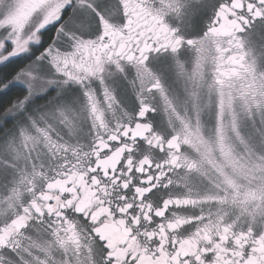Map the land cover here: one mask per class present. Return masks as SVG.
<instances>
[{
  "label": "flooded vegetation",
  "instance_id": "flooded-vegetation-1",
  "mask_svg": "<svg viewBox=\"0 0 264 264\" xmlns=\"http://www.w3.org/2000/svg\"><path fill=\"white\" fill-rule=\"evenodd\" d=\"M101 2L112 10L111 22L124 29L106 43L111 42L128 71L119 73L103 52L91 53L102 57L105 71L85 84L97 94L104 122L94 124L92 115L89 131L84 135L83 126L79 127L73 147L52 149L38 171L39 179L27 187L22 198L19 196L15 208L0 223L2 229L12 226L9 218L27 220L26 226L15 234L23 257L19 264H106L103 238L116 247L121 261L126 260L127 264H133L134 259L135 264H264V227L231 216L213 215L199 203L194 190L199 178V141L185 127L177 126L179 108L199 100L200 95L230 96L233 88L245 86L257 53L262 51L264 57V5L260 0ZM125 4L127 8L122 7ZM249 5H254L260 15L251 11ZM145 45L147 64L161 88L155 87L154 80L141 85L135 65H129L126 57L119 55L122 48L137 54ZM84 59L90 61V53L85 52ZM196 62L199 70L193 73ZM17 66L20 65L12 68ZM181 68L186 70L184 76ZM110 75L131 77L123 90L111 85L116 97L113 108L107 107L108 101L101 92L100 79ZM83 87L70 85V90L80 96ZM141 98L151 109L146 121L129 128L125 120H117L124 108L136 111ZM121 126L141 140L148 137L143 149L138 148L130 157V167L123 175L118 165L125 153L124 145L109 156L102 155L105 149L114 147V138L119 143L124 137ZM117 132L120 136L115 135ZM128 139L131 142V137ZM72 180L84 196L82 205L96 200L103 202L105 208L109 207L108 201L115 207L123 199L118 185L141 181L142 190L159 191L161 200L150 197L149 203L165 215L153 216L154 224L137 228V221L128 222L132 213L125 216L116 212L96 225L103 233V237H98L92 230V221L82 219L70 208L66 216L48 211L57 205L55 190H67ZM63 194L60 192L61 197ZM139 200L136 197L138 206ZM135 215L140 217L141 212Z\"/></svg>",
  "mask_w": 264,
  "mask_h": 264
},
{
  "label": "snow or ice",
  "instance_id": "snow-or-ice-1",
  "mask_svg": "<svg viewBox=\"0 0 264 264\" xmlns=\"http://www.w3.org/2000/svg\"><path fill=\"white\" fill-rule=\"evenodd\" d=\"M260 3L264 5V0H260ZM122 7L127 8L128 5ZM248 7L256 15H260L254 5ZM4 8L7 9L6 12L0 15V101L10 93H14L15 98L0 110V133H4L0 136V146L11 147V142L19 139L36 140L41 134L50 139L54 130L62 131L66 136L77 135L79 119L81 116L86 118L88 113L93 115L94 124H103L104 117L98 108L97 94L87 88L85 81L105 71L102 57L91 56L93 51L103 52L108 60L113 61L112 67L119 73L128 71L118 58L116 49L110 46L111 42L106 43L110 36L115 39L116 34L124 30L111 22L112 10L101 0H0V9ZM131 24L129 19L128 26L131 27ZM49 32L53 34L49 36ZM147 47L145 45L137 54L122 48L119 55L125 56L129 65H135V73L141 85L154 80L155 87L161 88L147 64ZM85 52L90 53V61H85ZM13 65L20 66L12 68ZM70 85H84L81 95L68 97L66 92L70 91ZM38 97L45 103L33 108ZM104 97L108 101L107 107L113 108L116 97L112 92L104 89ZM150 111L141 98L136 111L124 108L117 120L123 119L129 128H134L147 120ZM9 122H14L13 129H6ZM121 131L125 133L124 137L119 143L114 138V147L105 149L102 155L109 156L124 145L125 153L118 165L120 174L123 175L130 167V157L138 148L143 149V141L148 137L141 140L133 136L130 130L125 131L122 126ZM115 135L120 136V133ZM118 186L122 188L124 196L115 207L112 206V201H108L109 207L105 208L103 202L96 200L84 206L81 203L84 196L80 187L72 180L67 190H55L57 205L48 211L57 216H66V210L70 208L82 219L92 221V230L98 237H103V233L96 225L103 224L116 212L125 216L132 213L128 222L137 221V228L144 224H154L153 216L164 217L165 214L159 207L153 208L149 203L150 197L161 200L158 190H142L141 181L138 180ZM60 192L64 193L62 197ZM136 197H140L139 206ZM24 211L27 213L28 209ZM138 211L141 212L140 217L135 215ZM9 219L12 226L0 229V264H19L23 257L19 254V242L15 239V234L26 226L27 220L24 217ZM101 247L106 264H127L126 260L121 261L116 247L107 238H103Z\"/></svg>",
  "mask_w": 264,
  "mask_h": 264
},
{
  "label": "rangeland",
  "instance_id": "rangeland-1",
  "mask_svg": "<svg viewBox=\"0 0 264 264\" xmlns=\"http://www.w3.org/2000/svg\"><path fill=\"white\" fill-rule=\"evenodd\" d=\"M6 10L0 9V15ZM256 60L245 86L233 88L230 96L209 98L200 95L199 100L179 108L177 126L185 127L188 134L199 141V178L194 190L203 208L213 215L231 216L264 227L262 51L257 53ZM192 69L193 73L199 70V64L197 66L196 62ZM179 71L183 76L186 74L185 68ZM128 79L131 77L104 76L100 79L101 92L104 94V89L111 92L112 84L123 90ZM66 95L79 96L72 93V88ZM41 100L38 97L32 107L41 104ZM91 120V113L79 119L84 135L89 131ZM13 123L9 122L6 129H13ZM2 135L4 133H0ZM78 136L79 132L76 136H66L62 131L54 130L50 139L41 134L36 140L19 139L11 142V147L0 146V223L15 208L19 196L22 198L27 187L39 179L38 171L52 149L71 148Z\"/></svg>",
  "mask_w": 264,
  "mask_h": 264
},
{
  "label": "trees",
  "instance_id": "trees-1",
  "mask_svg": "<svg viewBox=\"0 0 264 264\" xmlns=\"http://www.w3.org/2000/svg\"><path fill=\"white\" fill-rule=\"evenodd\" d=\"M11 71V70H9ZM15 98L14 93H10L9 95L5 96L1 101L2 105L0 106V110H2L8 103H10Z\"/></svg>",
  "mask_w": 264,
  "mask_h": 264
}]
</instances>
